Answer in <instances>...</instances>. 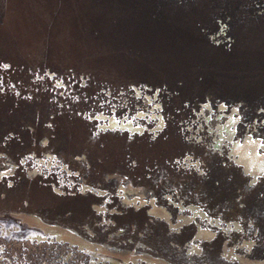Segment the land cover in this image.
Returning a JSON list of instances; mask_svg holds the SVG:
<instances>
[{
  "label": "rangeland",
  "instance_id": "1",
  "mask_svg": "<svg viewBox=\"0 0 264 264\" xmlns=\"http://www.w3.org/2000/svg\"><path fill=\"white\" fill-rule=\"evenodd\" d=\"M230 120L264 144V0H0V252L264 259V174L218 145ZM30 216L94 250L13 227Z\"/></svg>",
  "mask_w": 264,
  "mask_h": 264
},
{
  "label": "flooded vegetation",
  "instance_id": "2",
  "mask_svg": "<svg viewBox=\"0 0 264 264\" xmlns=\"http://www.w3.org/2000/svg\"><path fill=\"white\" fill-rule=\"evenodd\" d=\"M98 119L103 120L99 123L100 127H113L119 129H127L129 131L141 129L139 125H134L131 119L127 118L125 120H117L112 116H99ZM231 122L232 120L225 123L224 125L218 126L217 131L218 134H220V137L217 139V143L219 145V140H223V143L228 145L227 152L230 158H232L234 162L238 164L246 174L251 175L252 180H254L257 176H261L264 174V144L259 139L253 138L250 135H245L243 139H235L234 130L230 127ZM259 147L262 149H259ZM122 189L125 193L130 192L129 188L122 187ZM152 204H155L154 200H152ZM191 209L195 212H200L199 210H195L194 206H191ZM153 212L155 211H150V214H153ZM189 218L190 217L188 216H182V219L186 222L190 220ZM13 227L23 229L24 234L31 238L42 239L46 236V234H49L52 238H57L58 240H63L66 242H70L71 244L79 245L81 249H86V251L94 250L93 244L85 242L84 240L80 239L78 236L67 230L47 226L38 218H35L33 216H30L29 218H23L19 224ZM1 230L4 232V230L6 229L4 227H1ZM211 234L212 232L210 230L199 228L196 236L199 239L208 240L212 238ZM242 247H245V245H243ZM246 248H251L250 243H247ZM94 253L101 254L103 257H106L107 255L118 257L124 264L129 262H136L137 259L145 260L150 264H166L165 262L162 263V261H160L159 259L147 255H137L132 252L125 254L112 253L108 252L106 249L100 246L94 250ZM231 253H234L232 249L230 250V252H228V256H230ZM239 262L241 264H264V259L253 260L244 256V258H239Z\"/></svg>",
  "mask_w": 264,
  "mask_h": 264
},
{
  "label": "water",
  "instance_id": "3",
  "mask_svg": "<svg viewBox=\"0 0 264 264\" xmlns=\"http://www.w3.org/2000/svg\"><path fill=\"white\" fill-rule=\"evenodd\" d=\"M0 264H67L39 258L0 252Z\"/></svg>",
  "mask_w": 264,
  "mask_h": 264
},
{
  "label": "built area",
  "instance_id": "4",
  "mask_svg": "<svg viewBox=\"0 0 264 264\" xmlns=\"http://www.w3.org/2000/svg\"><path fill=\"white\" fill-rule=\"evenodd\" d=\"M117 120H119V119H117ZM121 120V119H120Z\"/></svg>",
  "mask_w": 264,
  "mask_h": 264
},
{
  "label": "bare ground",
  "instance_id": "5",
  "mask_svg": "<svg viewBox=\"0 0 264 264\" xmlns=\"http://www.w3.org/2000/svg\"><path fill=\"white\" fill-rule=\"evenodd\" d=\"M108 117V116H107Z\"/></svg>",
  "mask_w": 264,
  "mask_h": 264
}]
</instances>
